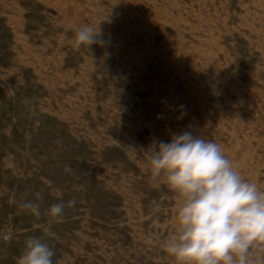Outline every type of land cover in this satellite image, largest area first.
Returning a JSON list of instances; mask_svg holds the SVG:
<instances>
[{"label":"rangeland","instance_id":"374dc122","mask_svg":"<svg viewBox=\"0 0 264 264\" xmlns=\"http://www.w3.org/2000/svg\"><path fill=\"white\" fill-rule=\"evenodd\" d=\"M88 24L104 44L75 47ZM184 131L264 189V0H0V264L32 236L54 264H177L147 151Z\"/></svg>","mask_w":264,"mask_h":264},{"label":"clouds","instance_id":"9594fccd","mask_svg":"<svg viewBox=\"0 0 264 264\" xmlns=\"http://www.w3.org/2000/svg\"><path fill=\"white\" fill-rule=\"evenodd\" d=\"M104 42L91 24L75 31L77 48ZM147 153L151 175L163 178L182 197L177 230L164 244L177 264H264V189L243 178L221 145L184 131ZM75 204L74 199L55 203L49 215L59 220L65 208ZM19 207L41 215L37 201L27 200ZM54 255L48 243L32 236L17 264H54Z\"/></svg>","mask_w":264,"mask_h":264}]
</instances>
